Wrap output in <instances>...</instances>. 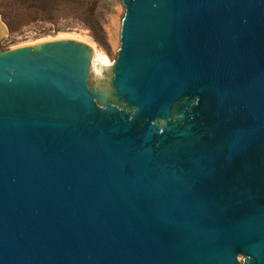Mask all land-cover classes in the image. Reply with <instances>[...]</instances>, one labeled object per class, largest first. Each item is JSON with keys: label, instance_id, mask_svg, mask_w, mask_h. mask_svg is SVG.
<instances>
[{"label": "water", "instance_id": "obj_1", "mask_svg": "<svg viewBox=\"0 0 264 264\" xmlns=\"http://www.w3.org/2000/svg\"><path fill=\"white\" fill-rule=\"evenodd\" d=\"M116 1L0 47V264H264V0Z\"/></svg>", "mask_w": 264, "mask_h": 264}, {"label": "rangeland", "instance_id": "obj_2", "mask_svg": "<svg viewBox=\"0 0 264 264\" xmlns=\"http://www.w3.org/2000/svg\"><path fill=\"white\" fill-rule=\"evenodd\" d=\"M43 1L44 4L30 2L21 9L18 0H0V21L7 28L0 41L2 50L62 38L74 39L89 44L113 64L120 47V21L124 15L121 4L116 0H98L99 26L91 33L61 8L62 0ZM237 260L241 263L242 257L237 256Z\"/></svg>", "mask_w": 264, "mask_h": 264}, {"label": "trees", "instance_id": "obj_3", "mask_svg": "<svg viewBox=\"0 0 264 264\" xmlns=\"http://www.w3.org/2000/svg\"><path fill=\"white\" fill-rule=\"evenodd\" d=\"M30 2L44 4L43 0H18L21 9L25 8V5ZM97 2L98 0H62L61 8L67 11L72 18L80 21L87 30L94 33L95 29L99 26ZM7 25L10 28L12 27L10 22Z\"/></svg>", "mask_w": 264, "mask_h": 264}, {"label": "bare ground", "instance_id": "obj_4", "mask_svg": "<svg viewBox=\"0 0 264 264\" xmlns=\"http://www.w3.org/2000/svg\"><path fill=\"white\" fill-rule=\"evenodd\" d=\"M63 39V38H62ZM94 54L98 57H102V58H105L104 56L100 55L97 51L94 50Z\"/></svg>", "mask_w": 264, "mask_h": 264}]
</instances>
